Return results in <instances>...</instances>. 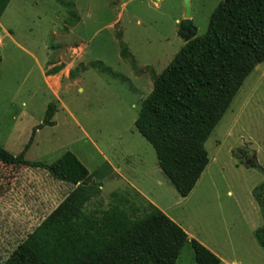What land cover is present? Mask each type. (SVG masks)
<instances>
[{"label": "rangeland", "instance_id": "1", "mask_svg": "<svg viewBox=\"0 0 264 264\" xmlns=\"http://www.w3.org/2000/svg\"><path fill=\"white\" fill-rule=\"evenodd\" d=\"M64 1L11 0L0 18V151L19 154L55 102L56 124L37 131L26 157L50 164L70 150L90 172L109 162L113 172L87 209L107 208L114 191L128 193L141 211L146 198L190 239L209 246L219 264H264V247L254 237L264 225L255 196L264 183V62L210 135V162L182 197L135 121L153 88L151 69L161 73L185 44L184 0ZM221 1L190 0L197 35L207 31ZM71 11L78 16L73 24ZM121 42L136 66L121 55ZM94 61L126 78L91 66ZM60 64L57 74L45 75ZM73 187L45 169L0 161V261ZM176 264H197L190 242Z\"/></svg>", "mask_w": 264, "mask_h": 264}, {"label": "trees", "instance_id": "2", "mask_svg": "<svg viewBox=\"0 0 264 264\" xmlns=\"http://www.w3.org/2000/svg\"><path fill=\"white\" fill-rule=\"evenodd\" d=\"M10 1L0 0V18ZM70 14L71 24L77 22V14ZM179 35L185 44L168 66L159 74L150 68L153 88L142 102L135 126L154 147L158 165L176 191L186 197L210 162L207 140L246 78L264 62V0H222L204 34L180 30ZM121 55L136 66L134 55L123 42ZM90 65L126 78L102 62ZM62 68L63 64L54 66L47 74H57ZM56 112L57 104L49 103L24 149L17 155L0 151L5 153L0 161L45 169L74 187L0 264H176L188 242L197 264L221 262L146 198L141 211L128 193L114 191L107 208L87 209L91 200L101 195L103 179L113 172L109 162L90 172L70 150L50 164L29 160L26 154L37 131L54 126ZM249 165H256L254 158ZM255 196L264 216V183ZM254 236L264 247V225Z\"/></svg>", "mask_w": 264, "mask_h": 264}, {"label": "water", "instance_id": "3", "mask_svg": "<svg viewBox=\"0 0 264 264\" xmlns=\"http://www.w3.org/2000/svg\"><path fill=\"white\" fill-rule=\"evenodd\" d=\"M184 4H185L184 22L187 25L185 31H189L192 26V8H191L190 0H184Z\"/></svg>", "mask_w": 264, "mask_h": 264}, {"label": "flooded vegetation", "instance_id": "4", "mask_svg": "<svg viewBox=\"0 0 264 264\" xmlns=\"http://www.w3.org/2000/svg\"><path fill=\"white\" fill-rule=\"evenodd\" d=\"M184 21V20H183ZM186 27H187V25H186V23H185V25L183 26V25H181V29L180 30H182V31H184V32H186V33H191V31L192 30H195V31H197V29L195 28V26L193 25V22H192V26H191V28H190V30L189 31H185V29H186Z\"/></svg>", "mask_w": 264, "mask_h": 264}, {"label": "crops", "instance_id": "5", "mask_svg": "<svg viewBox=\"0 0 264 264\" xmlns=\"http://www.w3.org/2000/svg\"><path fill=\"white\" fill-rule=\"evenodd\" d=\"M46 70V69H45ZM45 70H44V72H45ZM48 71V70H47ZM45 75H47V76H49L46 72H45ZM47 76H46V78H47ZM142 195V194H141ZM143 196V195H142ZM154 204V203H153ZM255 232V231H254ZM255 237V236H254ZM256 239V238H255ZM257 241V240H256ZM258 243V242H257ZM208 246V245H207ZM260 246V245H259ZM209 247V246H208ZM261 247V246H260ZM210 248V247H209Z\"/></svg>", "mask_w": 264, "mask_h": 264}]
</instances>
